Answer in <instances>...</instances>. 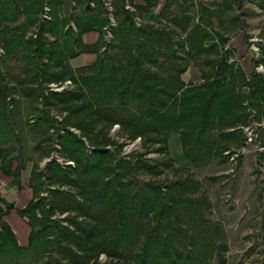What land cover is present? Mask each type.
Wrapping results in <instances>:
<instances>
[{"label":"trees","instance_id":"obj_1","mask_svg":"<svg viewBox=\"0 0 264 264\" xmlns=\"http://www.w3.org/2000/svg\"><path fill=\"white\" fill-rule=\"evenodd\" d=\"M240 1L164 0L154 17L158 0H0V59L21 48L23 60L10 79L0 68L4 116L19 96L28 97L31 127L43 133L33 144L39 158L30 167L32 198L16 207L0 192V264H208L212 254L223 263L225 242L202 240L191 226L209 206L203 194L187 196L198 182L190 175L159 181L173 158L121 155L125 141L110 129L117 124L119 136L162 151L175 133L178 156L200 165L245 145L241 128L256 121L264 149V71L255 68L264 66V43L248 75L226 46L224 12L238 22ZM88 30L98 32L92 44L81 39ZM84 51L95 52V61L72 66L70 58ZM190 61L199 83L182 77ZM66 79L72 86L48 87ZM21 151L0 145V168L17 182L25 168ZM260 157L264 163V150ZM138 171L150 177L140 180ZM13 208L30 226L27 246L3 218ZM101 254L107 262L100 263Z\"/></svg>","mask_w":264,"mask_h":264},{"label":"rangeland","instance_id":"obj_2","mask_svg":"<svg viewBox=\"0 0 264 264\" xmlns=\"http://www.w3.org/2000/svg\"><path fill=\"white\" fill-rule=\"evenodd\" d=\"M200 1L208 4L220 2V0ZM230 13L231 11L224 12L226 31L229 35L226 46L230 45L234 49V58L248 75L252 69V57H257L259 54V48L254 50L253 46L261 42L264 43V0H241L239 4H236L234 14L238 15V22L231 21ZM28 34H30L29 31L25 36ZM2 52L0 43V55ZM21 54L20 48L12 57L7 56L0 59V68L7 72L8 79H10V75L20 72L23 64ZM257 71H264V66L263 70ZM182 77L187 82L199 83L202 81L200 71L192 61L188 63L187 70L182 74ZM67 80L69 79L62 82H50L48 87L61 90L64 87L72 86V83ZM61 86L60 89L56 88ZM3 98L0 96V145L14 148L21 146L22 160L28 170L32 160L39 158L38 150L33 148V144L43 136L42 132L39 133L31 127V123L35 119V111L32 109L33 101L28 97L19 96L18 102L14 103L15 106L7 119L2 106ZM6 101L9 100L6 98ZM8 104L12 105L11 102ZM55 116L61 119L62 114H55ZM258 126V122L251 121L249 125L241 128L246 135L245 145L225 150L222 155L212 157L200 165L189 164L178 156L180 148L175 133L169 137L167 151L157 150L156 143L142 145L139 137L129 140L119 136L116 133L117 124L112 126L110 133L118 141H125V144L120 147L121 155L144 151L145 157L164 158L168 156L173 158V164L155 176L159 181L166 182L176 175H190L198 182L197 189L188 192L187 196L198 199L203 194L208 200L209 206L205 207V203L202 202L204 205L203 219L198 221L197 225L195 223L196 226H191L193 230L196 228L198 231L199 229L202 240L211 238L210 240L225 242L224 247L220 246L225 258L222 264H264V163L260 157V151L264 149L255 138L254 129ZM70 129L76 131L73 127ZM53 131L54 129L50 128L48 133H52L54 139L56 133ZM59 131L61 134L64 132L61 125ZM51 142L52 145L56 144L53 140ZM42 146L44 150L48 148L49 140L43 141ZM111 148L113 147L111 146ZM16 153L17 150L12 152V154ZM53 154L54 152L42 157L39 160V165L43 167ZM57 158L62 160L61 157ZM67 162L71 163L72 161L68 160ZM136 176L140 180L150 177L144 171H138ZM22 181L23 183L27 182V173L24 171ZM65 214L66 212L57 214V216ZM184 218L190 224L188 216L185 215ZM98 260L100 263H104L108 258L105 254H101ZM208 262V264H220L215 254L208 257ZM188 264L201 263L194 261Z\"/></svg>","mask_w":264,"mask_h":264},{"label":"crops","instance_id":"obj_3","mask_svg":"<svg viewBox=\"0 0 264 264\" xmlns=\"http://www.w3.org/2000/svg\"><path fill=\"white\" fill-rule=\"evenodd\" d=\"M137 3L143 2L144 0H134ZM164 0H158V4L153 8L152 13L156 17L160 5ZM98 38V32L96 30H88L81 34V39L84 43L92 44ZM96 59V53L90 51H84L78 55L70 58V63L72 66H80L85 64H90ZM1 164V163H0ZM17 164L16 160H13L11 168L13 169ZM31 167V166H30ZM30 167L27 170L25 167L20 174L19 181H14L11 175L3 172L0 168V192L8 200L14 201L16 207L24 206L32 198V189L28 186V179L30 173ZM23 171L27 173V182L23 183ZM3 218L9 223L12 230L15 233L16 239L21 246H27L29 242V231L30 226L26 222V218L20 216L16 209L13 208L9 213L5 214Z\"/></svg>","mask_w":264,"mask_h":264},{"label":"built area","instance_id":"obj_4","mask_svg":"<svg viewBox=\"0 0 264 264\" xmlns=\"http://www.w3.org/2000/svg\"><path fill=\"white\" fill-rule=\"evenodd\" d=\"M127 6H129V5L127 4ZM253 48H254V50L258 49V45H256V46L254 45ZM256 69H257V70H263V66H262V64L257 65V66H256ZM67 81L69 82V80H67ZM56 88H57V89H60V88H62V86H61V87H56Z\"/></svg>","mask_w":264,"mask_h":264}]
</instances>
